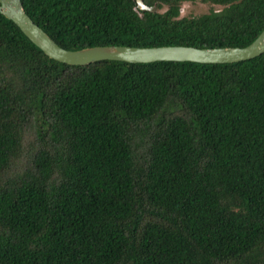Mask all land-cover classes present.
I'll return each instance as SVG.
<instances>
[{
	"label": "trees",
	"instance_id": "1",
	"mask_svg": "<svg viewBox=\"0 0 264 264\" xmlns=\"http://www.w3.org/2000/svg\"><path fill=\"white\" fill-rule=\"evenodd\" d=\"M20 1L68 51L264 29V0ZM0 264H264V53L71 66L0 13Z\"/></svg>",
	"mask_w": 264,
	"mask_h": 264
},
{
	"label": "water",
	"instance_id": "2",
	"mask_svg": "<svg viewBox=\"0 0 264 264\" xmlns=\"http://www.w3.org/2000/svg\"><path fill=\"white\" fill-rule=\"evenodd\" d=\"M139 10H151L142 0H135ZM0 13L48 58L71 66H84L100 61H119L134 64L154 62H192L200 64H231L251 60L264 53V29L244 48L197 49L184 46L153 48L91 47L68 51L59 47L25 13L20 0H0Z\"/></svg>",
	"mask_w": 264,
	"mask_h": 264
},
{
	"label": "rangeland",
	"instance_id": "3",
	"mask_svg": "<svg viewBox=\"0 0 264 264\" xmlns=\"http://www.w3.org/2000/svg\"><path fill=\"white\" fill-rule=\"evenodd\" d=\"M211 8L210 5L207 4H202V3H186L182 6L181 8V16H186V17H193V16H198L204 12H207ZM213 8H218V7H213ZM219 9V8H218Z\"/></svg>",
	"mask_w": 264,
	"mask_h": 264
}]
</instances>
